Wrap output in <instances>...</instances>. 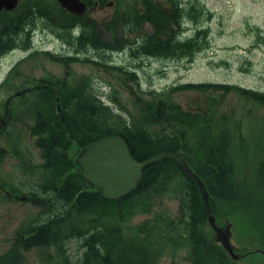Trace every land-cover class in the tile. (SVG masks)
Wrapping results in <instances>:
<instances>
[{
    "label": "trees",
    "instance_id": "1",
    "mask_svg": "<svg viewBox=\"0 0 264 264\" xmlns=\"http://www.w3.org/2000/svg\"><path fill=\"white\" fill-rule=\"evenodd\" d=\"M24 1L29 4H22L20 10L24 9L28 14L32 10L41 11L43 2L44 14L49 17L51 12L63 10L52 0ZM179 1L166 0L168 10L155 0H141L140 7L117 3L113 18L105 26L114 31L119 18L122 28H138L136 32H139L143 30L144 22H148L153 32H139L141 38L134 42L131 50L134 55L164 57L190 54L198 48L200 41L197 37H180V29H185L182 27L184 15L192 16L193 13L181 7ZM22 15L0 12V57L11 48L12 36L23 27L25 19ZM66 16L75 27L85 24L83 16L70 13ZM91 37L92 44L98 47L100 40L97 34ZM115 40L118 49L132 42L126 37ZM51 57L58 59L54 55ZM95 63L115 68L120 78L126 75L125 78H131L134 85L140 84L134 71L113 67L105 57ZM56 87L55 84L44 86V90ZM75 87L70 84L63 87L65 91L73 92L60 99L64 128H44V154H47L44 171L48 172L47 177L51 181L54 180V188L49 195H44V202L56 205L44 210V224L27 230L24 247L54 245L58 254L64 255L66 242L76 238L80 253L70 264H165L161 259L173 257L180 250L187 252L189 264H234L208 223L199 188L174 160L162 158L147 164L129 193L109 199L82 177L80 168L66 153L68 145L65 142L67 134L81 145L105 135L119 134L138 161L164 151L177 152L204 182L213 214L217 204L237 210L242 202L251 201L254 190L251 182L245 179L244 183L238 174L236 156L230 148L231 140L223 131L225 127H231L229 115L218 110L221 103L214 99V92L224 94L235 90L264 105V91L209 82L175 84L161 91L138 93L135 110L125 116L101 100L100 94H85L80 86ZM181 89L206 93L209 104L195 110L185 109L174 97ZM107 98L116 101V97ZM49 106L51 108L52 105L49 103ZM119 107L122 108L121 105ZM45 121L51 122L49 119ZM260 160L254 173L264 167V160ZM163 197L177 199L175 213L162 206ZM142 214L149 216L134 223L133 218ZM206 225L211 232L204 229ZM257 230L264 233V224ZM247 254L249 252L243 256ZM169 264L180 263L172 261Z\"/></svg>",
    "mask_w": 264,
    "mask_h": 264
},
{
    "label": "rangeland",
    "instance_id": "2",
    "mask_svg": "<svg viewBox=\"0 0 264 264\" xmlns=\"http://www.w3.org/2000/svg\"><path fill=\"white\" fill-rule=\"evenodd\" d=\"M155 1L163 7L167 6L166 0ZM21 3L23 6L29 4L24 0ZM117 3L136 4L140 7L141 0H115L113 5L97 7L93 12L83 15L84 25L76 27L58 4L62 11L51 12L50 17L45 15L44 20L39 17L37 26L29 24L28 19H25V28L12 36L11 48L0 57V76L4 77L19 59L25 60L18 62L16 76L8 79L10 84L5 81L7 86L0 89L6 88L13 93L19 89L13 85L14 78L18 80L25 76L45 87L57 85L56 89L51 90L56 91L55 97H59V100L54 97L51 103L44 98V122L46 119L51 120L49 125L61 122L62 113L57 110V106L63 109L60 99L65 95L63 87L68 84L76 86L75 88L80 86L87 94H100L101 100L125 116L129 111L135 110L138 93L142 94L144 90L161 91L175 84L209 82L264 91V0H180V6L193 13L192 16L187 13L184 15L182 27L185 29H180V37H197L200 42L198 48L190 54H169L164 57L132 54V46L141 38L139 32L142 29L136 32L138 28H122L119 18L114 24V31L106 28L105 23L113 18ZM20 9L21 7L19 12ZM123 13L124 11L122 15ZM143 30L148 34L153 32L149 23L143 25ZM90 34H97L100 40L98 47L92 44ZM118 37H126L132 42L118 49L114 44ZM51 55L58 59L54 60ZM68 55L72 58H68ZM103 57L113 67L134 71L140 84L134 85L131 78H125L126 75L120 78L115 68L94 64V61L102 60ZM108 96L116 97V101H109ZM174 97L185 109L195 110L209 104L206 93L192 89H181ZM214 97L221 103L218 110L229 115L231 127L228 126L229 130L225 127L223 131L231 140L230 148L236 156L238 174L244 179V183L245 179L251 182L254 190L251 201L242 202L239 209H228L223 204H217L214 215L219 226L231 224V243L235 252H249L237 260L231 258L234 264H264V255L259 251L264 250V233L257 230L258 226L264 224V204H260L264 200V167L254 173L259 160H264V105L235 90L224 94L214 92ZM40 104L38 102L35 107ZM213 106L217 108L216 105ZM33 111L38 110L33 108ZM21 128V134L27 136L28 128ZM65 143L68 145L66 153L75 162L78 151L72 143ZM45 160L44 157V162ZM12 171L13 165L9 157L3 158L0 163V180L12 178L7 176ZM45 173L44 171V183L48 182L45 181ZM1 194L0 264H9L8 261L11 264L74 262L80 253L76 238H70L66 242L64 255L58 254L54 245L44 248L41 245L24 247L27 236L23 238L20 235L36 225L32 223L33 219L45 218V209L11 200ZM161 204L175 213L178 202L174 197H163ZM148 216H135L133 222L139 223ZM204 229L210 231L211 228L206 225ZM172 261L189 264L187 252L180 250L173 257L161 259L165 264Z\"/></svg>",
    "mask_w": 264,
    "mask_h": 264
},
{
    "label": "flooded vegetation",
    "instance_id": "3",
    "mask_svg": "<svg viewBox=\"0 0 264 264\" xmlns=\"http://www.w3.org/2000/svg\"><path fill=\"white\" fill-rule=\"evenodd\" d=\"M52 1L60 6L58 1ZM83 1L87 4L86 13L93 12L97 7L103 8L104 5H113L115 2V0ZM21 2L22 0H19L17 6L11 11L2 9L0 12L23 14V20L28 19L29 24L36 26L38 25L37 19L39 17L44 20V2L42 3L43 9L41 11L32 10L29 14L26 10H20L21 12H19L18 9L22 6ZM62 9L65 13L73 14L64 8ZM166 10L168 9L166 8ZM146 23L148 22H144V25ZM24 28L25 26L21 27L19 31ZM21 60L25 59H19L10 67L0 87L4 86L7 81L10 84L8 79L16 76L17 64ZM13 85L19 88L13 93L6 88L0 89V163L3 158L9 157L13 165V171L10 172L11 174H7V176H12V178H5V180L2 178V181L0 180V193L11 200L28 203L32 207L40 208L41 210H48L55 207L56 203L44 202V195H49L54 188L52 183L54 180L51 181L47 177L48 172L45 173V181L48 182L44 183V157L47 156V154H44V128L50 126L52 129H57V127L64 126V123L60 122V124L57 123L55 125L44 123L43 109L44 97L49 99V102H53L56 91L44 90V88H41L44 85H40L35 80H30L27 76L18 80L14 78ZM82 92L85 93L84 90ZM72 93L65 91V94L72 95ZM78 93L80 92L78 91ZM55 98L57 101L59 100V97ZM35 99L37 100L35 101ZM38 102L41 103L40 106L35 107ZM5 104H7V109ZM33 108L38 111H33ZM60 108L58 105L57 110L61 111ZM60 120L62 121V117ZM21 127L28 128V130L25 129L28 133L27 136L21 134V130H23ZM67 137V143H72L75 150L79 151L82 145L71 138L69 134H67ZM32 223L36 225L44 224V217L33 219ZM220 227L223 228V226ZM26 236V234L20 235L23 238H26Z\"/></svg>",
    "mask_w": 264,
    "mask_h": 264
},
{
    "label": "water",
    "instance_id": "4",
    "mask_svg": "<svg viewBox=\"0 0 264 264\" xmlns=\"http://www.w3.org/2000/svg\"><path fill=\"white\" fill-rule=\"evenodd\" d=\"M18 1L0 0V10H12ZM57 1L67 11L76 15L84 14L87 9V4L83 0ZM5 108L7 109V104ZM162 158L174 160L195 182L206 207L208 223L215 232L217 240L232 259H239L241 255L235 252L231 243V224H227L224 228L217 225L210 208L209 192L204 182L179 153L164 151L138 161L132 156L126 140L121 135L109 134L83 145L78 151L75 162L84 179L98 187L104 197L114 199L129 193L138 183L141 170L147 164ZM259 251L264 254V251Z\"/></svg>",
    "mask_w": 264,
    "mask_h": 264
}]
</instances>
